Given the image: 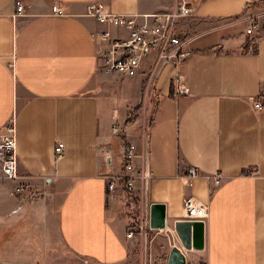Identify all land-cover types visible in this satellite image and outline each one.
<instances>
[{"label": "crops", "instance_id": "obj_1", "mask_svg": "<svg viewBox=\"0 0 264 264\" xmlns=\"http://www.w3.org/2000/svg\"><path fill=\"white\" fill-rule=\"evenodd\" d=\"M22 1L27 15H16L17 0H0V128L14 118L19 171L51 193L14 195L0 171V264H168L174 246L186 264H264V29L248 34L237 19L264 0H193L196 14L177 28L193 51L180 64L190 94L175 92L168 64L147 131V186L138 178L112 193L106 174L122 163L114 117L125 120L141 98L117 87L124 75L101 69L129 28L101 23L88 7L100 1L142 22L177 0ZM55 4L68 13L53 14ZM149 67L139 73L146 82ZM190 166L199 175L189 177ZM190 196L210 203L203 248H185L175 229ZM153 203L165 206L166 227L149 241L129 236Z\"/></svg>", "mask_w": 264, "mask_h": 264}, {"label": "built area", "instance_id": "obj_2", "mask_svg": "<svg viewBox=\"0 0 264 264\" xmlns=\"http://www.w3.org/2000/svg\"><path fill=\"white\" fill-rule=\"evenodd\" d=\"M27 9L28 6L24 1L17 0L16 15L29 14ZM67 13L66 7L59 4L53 6V14L65 15ZM88 14L96 17L101 23L129 28L128 37L113 40L110 47L102 54L101 69L104 72L132 77L138 75L143 65L149 61L147 85L154 89L164 68L168 64H172L175 92L177 94H190L186 76L181 71L180 64L193 51L186 47L190 38L179 37L177 28L181 19L196 14L193 0H177L176 6L172 10L149 14L145 16L142 22L138 20L137 16L113 11L100 1L89 5ZM259 14L244 15L243 19L250 21L247 27L248 34H255L261 29L262 23L257 19ZM103 36L110 38L111 32L106 31ZM255 106L261 108L263 101L257 100ZM140 109H132L126 123L121 122L118 117H114L113 132L122 138L119 148L122 169L117 172L115 167L111 165L113 171L106 174L108 189L111 193L123 181L128 188L134 189L138 178L142 179L147 186V180L150 177L148 158L144 159L145 153H141L138 144L128 137L131 134V129L127 123L135 122ZM17 146V129L14 118H12L10 122L0 128V171L2 177L13 182L12 193L19 196L33 190L34 186L26 181L19 171ZM64 150L63 144L57 146L59 156H62ZM141 157H143V161L140 162ZM187 174L194 178L199 175V170L196 166H190ZM214 180L217 185L221 184V174H216ZM209 210L210 203L207 200L190 196L184 202V214L181 219L201 220L206 224ZM150 231L155 232L156 235L162 232L163 228L153 227L150 223V216L146 213L142 215L137 229L131 230L128 235L133 236L138 232L145 241H149L154 236L150 234ZM143 264H149V262L144 260Z\"/></svg>", "mask_w": 264, "mask_h": 264}, {"label": "rangeland", "instance_id": "obj_3", "mask_svg": "<svg viewBox=\"0 0 264 264\" xmlns=\"http://www.w3.org/2000/svg\"><path fill=\"white\" fill-rule=\"evenodd\" d=\"M256 13H260L259 16L257 17V19L260 20V22H262V29H264V1L258 3L257 8H256ZM244 16H240V18L237 19H243ZM250 24L249 20H244L242 22H240V26L241 27H248ZM254 36H258L259 33H255L253 34ZM260 36V35H259ZM122 75V74H120ZM124 79H120L118 80V85L117 87L120 88L121 85L123 87H127L129 88L130 86V90L129 92H126L128 97L131 96V98H135L137 97L136 101L139 100L141 98L140 103L138 104L141 105V109L139 110L138 113V118L136 119V121L133 123H127L129 128L131 129V133L135 134V135H130L132 139L137 138L136 140H139L140 144H142V148L140 150L141 153H145V158L147 157V148H148V129H149V121L152 119V113L154 110V106H155V88L152 89L151 87H148L147 82L145 81V75L144 74H139L136 76H121ZM134 88L136 89L134 91ZM133 91H132V90ZM124 95L126 94L125 92H123ZM135 101V102H136ZM137 108V106H129L127 108V110L125 109V120L123 119V122H127L129 116V113L131 112L132 109ZM119 116V118H121ZM120 120V119H119ZM143 133V134H142ZM145 133V134H144ZM129 137V136H128ZM119 155V154H118ZM120 156V155H119ZM117 156H116V161H117ZM141 161H143V157L140 158ZM116 164V163H115ZM122 164V163H121ZM121 164L117 163V167L116 168L118 171H121L122 167ZM114 167H116L114 165ZM7 180V179H6ZM13 184V183H12ZM48 184H43V190H40L42 188L38 187H34L33 190L27 191L24 194V198H31L30 200H32L34 197H43V196H47L51 193L50 191H48L49 187H47ZM51 253V252H50ZM57 254V253H56ZM151 255V253H150ZM56 257L58 258L59 256L56 255ZM150 257V256H149ZM51 259H54V254L51 256ZM149 262V261H148ZM150 263V262H149Z\"/></svg>", "mask_w": 264, "mask_h": 264}, {"label": "water", "instance_id": "obj_4", "mask_svg": "<svg viewBox=\"0 0 264 264\" xmlns=\"http://www.w3.org/2000/svg\"><path fill=\"white\" fill-rule=\"evenodd\" d=\"M165 206L161 203H153L151 207L150 223L156 228L166 227ZM175 229L178 232L185 248H203L205 244V223L201 220L179 219L175 223ZM186 255L184 251L174 246L170 253L168 264H186Z\"/></svg>", "mask_w": 264, "mask_h": 264}, {"label": "trees", "instance_id": "obj_5", "mask_svg": "<svg viewBox=\"0 0 264 264\" xmlns=\"http://www.w3.org/2000/svg\"><path fill=\"white\" fill-rule=\"evenodd\" d=\"M141 107V106H140ZM137 116V115H136ZM131 121V120H130Z\"/></svg>", "mask_w": 264, "mask_h": 264}]
</instances>
